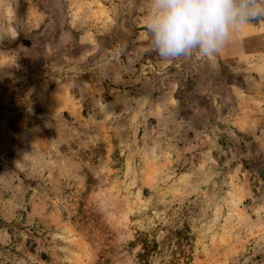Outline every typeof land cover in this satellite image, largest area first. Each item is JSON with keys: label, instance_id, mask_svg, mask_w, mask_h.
Segmentation results:
<instances>
[{"label": "rangeland", "instance_id": "rangeland-1", "mask_svg": "<svg viewBox=\"0 0 264 264\" xmlns=\"http://www.w3.org/2000/svg\"><path fill=\"white\" fill-rule=\"evenodd\" d=\"M149 4L0 0V264H264V18L165 59Z\"/></svg>", "mask_w": 264, "mask_h": 264}, {"label": "clouds", "instance_id": "clouds-1", "mask_svg": "<svg viewBox=\"0 0 264 264\" xmlns=\"http://www.w3.org/2000/svg\"><path fill=\"white\" fill-rule=\"evenodd\" d=\"M262 18L264 0H150L145 28L162 58L213 57L241 26Z\"/></svg>", "mask_w": 264, "mask_h": 264}]
</instances>
